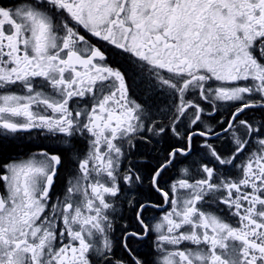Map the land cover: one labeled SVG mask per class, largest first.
Returning <instances> with one entry per match:
<instances>
[{
    "label": "snow or ice",
    "instance_id": "snow-or-ice-1",
    "mask_svg": "<svg viewBox=\"0 0 264 264\" xmlns=\"http://www.w3.org/2000/svg\"><path fill=\"white\" fill-rule=\"evenodd\" d=\"M0 264H264V0H0Z\"/></svg>",
    "mask_w": 264,
    "mask_h": 264
}]
</instances>
